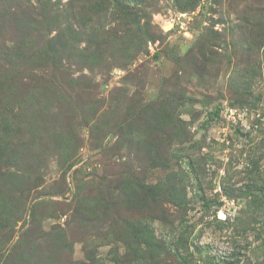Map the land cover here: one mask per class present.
Listing matches in <instances>:
<instances>
[{
  "label": "rangeland",
  "instance_id": "obj_1",
  "mask_svg": "<svg viewBox=\"0 0 264 264\" xmlns=\"http://www.w3.org/2000/svg\"><path fill=\"white\" fill-rule=\"evenodd\" d=\"M130 1L0 0V264H264V0Z\"/></svg>",
  "mask_w": 264,
  "mask_h": 264
},
{
  "label": "trees",
  "instance_id": "obj_2",
  "mask_svg": "<svg viewBox=\"0 0 264 264\" xmlns=\"http://www.w3.org/2000/svg\"><path fill=\"white\" fill-rule=\"evenodd\" d=\"M69 6L67 7V11L68 13L66 14V16L69 17H74L75 13H76V9L77 8H83L84 4L86 3V0H69ZM108 2H110L111 4V18H112V24L113 25H117L119 27V25L123 26V32L125 34L126 30H129L131 25L133 26H138L139 22L138 19L139 17H137V15L135 14V9L129 4L131 1L130 0H108ZM132 7V8H131ZM105 9H110L109 6L104 7ZM116 9V10H115ZM136 15V18H133V16ZM142 28L139 27L138 29V38L136 39L137 41L140 40V42H142L143 37L145 36L146 33L141 32ZM137 35L134 34L133 36ZM123 39H120V41H122ZM86 51H88L87 49H84ZM5 116V115H3ZM2 116V117H3ZM218 116V110H214L213 112H211V119L214 117ZM0 119V125L6 126L5 122L3 121L4 119ZM2 153H4L3 149H0ZM168 253L172 254L174 257H178L179 254L177 252V250H175L173 248L168 250Z\"/></svg>",
  "mask_w": 264,
  "mask_h": 264
},
{
  "label": "bare ground",
  "instance_id": "obj_3",
  "mask_svg": "<svg viewBox=\"0 0 264 264\" xmlns=\"http://www.w3.org/2000/svg\"><path fill=\"white\" fill-rule=\"evenodd\" d=\"M168 27V26H167Z\"/></svg>",
  "mask_w": 264,
  "mask_h": 264
}]
</instances>
